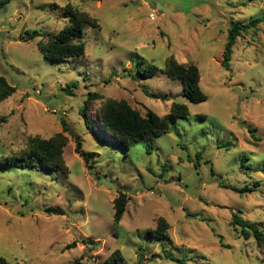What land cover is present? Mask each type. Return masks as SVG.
<instances>
[{"label":"rangeland","instance_id":"obj_1","mask_svg":"<svg viewBox=\"0 0 264 264\" xmlns=\"http://www.w3.org/2000/svg\"><path fill=\"white\" fill-rule=\"evenodd\" d=\"M67 4L98 27L85 28L84 56L52 61L38 43L69 22ZM256 17H264V0H9L0 8V74L16 87L0 103V160L27 153L33 137L61 134L68 167L0 166V257L108 264L119 250L115 264H264V23L238 37L230 68L222 65L231 24ZM172 55L198 65L206 101H190L163 72L139 74ZM91 92L101 97L86 116ZM110 98L160 116L186 103L189 115L151 145L127 149L99 122ZM79 142L93 153L89 164ZM256 182L244 194L222 186ZM119 192L128 202L116 223ZM233 212L260 223L261 243L235 229ZM160 217L170 224L163 240L148 233Z\"/></svg>","mask_w":264,"mask_h":264},{"label":"trees","instance_id":"obj_2","mask_svg":"<svg viewBox=\"0 0 264 264\" xmlns=\"http://www.w3.org/2000/svg\"><path fill=\"white\" fill-rule=\"evenodd\" d=\"M9 0H0V8H2ZM57 7L56 4H53ZM68 14L69 22L58 32L48 35L45 42H39L38 47L43 56L52 61H62L66 58L81 57L86 54V42L83 40L86 27H98L97 18L89 13L82 11L71 4L62 7ZM264 23V17H256L246 24L233 22L228 30L227 43L224 51V59L222 65L227 69L230 68L232 60L233 47L237 42L238 37L244 33H248L251 28H256L259 24ZM39 36L37 30L32 34V38ZM139 74L145 78L155 76L158 72H163L172 80H179L183 84L184 95L192 102L199 103L208 99V95L203 91L200 85L201 74L198 65L193 62L180 63L174 55L170 56L164 67H159L156 64H148L143 68H138ZM138 78V77H136ZM16 87L11 85L5 76L0 74V103L9 98ZM98 92H91L83 108L84 114H89L90 104L93 100L100 98ZM189 115V108L186 103L173 102L169 114L160 116L152 110H148L142 114L138 109L134 108L128 101L124 99H107L98 110L99 122L110 138L121 143L127 149L131 146L146 141L152 144L154 140L171 129V125L178 119L186 118ZM228 144H231L228 142ZM227 144V145H228ZM65 139L61 134H58L49 139L33 137L29 142V150L20 156L4 157L0 160L2 168L15 166L18 168H26L29 165L40 166L48 170L60 169L68 172V167L64 159ZM77 153L81 155L86 164H89L93 153H88L81 149L80 142L77 143ZM213 173V171H212ZM225 188L244 194L253 192L259 186V183L254 184V188L249 186L237 187L233 185L222 184ZM128 196L126 192H119L114 199V221L119 223L123 218ZM45 211L49 214H64L65 211L58 207H46ZM240 213L242 211H239ZM231 224L236 230L240 228L241 234L249 239L254 236L258 243L263 241V233L260 229V223H253L243 218L239 213L233 212ZM169 222L160 217L157 221V226L148 233L151 237L157 240H163L168 237ZM83 243H92V239H83ZM78 240H73L66 245V248L75 247ZM122 259L120 251L117 250L108 264ZM0 264H21L20 262H11L3 257H0Z\"/></svg>","mask_w":264,"mask_h":264}]
</instances>
